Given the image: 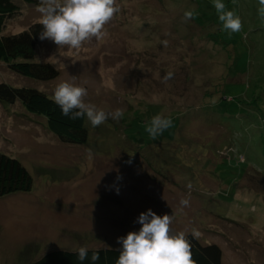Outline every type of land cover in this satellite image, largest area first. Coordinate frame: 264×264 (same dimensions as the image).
<instances>
[{
	"label": "rangeland",
	"instance_id": "obj_1",
	"mask_svg": "<svg viewBox=\"0 0 264 264\" xmlns=\"http://www.w3.org/2000/svg\"><path fill=\"white\" fill-rule=\"evenodd\" d=\"M222 2L241 18L239 32L223 29L214 0H117L102 40L72 50L38 37L35 60L56 67L55 78L24 77L0 61V82L51 98L69 82L86 87V102L124 113L96 127L85 116L86 141L71 144L19 102H0V152L32 177L30 190L0 197V263L55 246L122 247L117 237L138 231V216L151 208L173 216V232L196 229L201 242L217 244L224 264H264V131L234 102L264 97V19L258 0ZM36 8L20 2L3 33L39 22ZM194 8L202 22L216 14L226 32L219 38L230 34L241 50L231 45V56L209 38L213 26L185 22ZM219 95L236 98L226 104ZM156 115L172 125L152 139L145 129ZM182 197L190 199L183 208Z\"/></svg>",
	"mask_w": 264,
	"mask_h": 264
},
{
	"label": "clouds",
	"instance_id": "obj_2",
	"mask_svg": "<svg viewBox=\"0 0 264 264\" xmlns=\"http://www.w3.org/2000/svg\"><path fill=\"white\" fill-rule=\"evenodd\" d=\"M259 5L258 13L261 18H264V0H259ZM214 7L224 30L233 33L241 30V18L234 10H227L222 0H214ZM120 10L117 0H39L36 8V11L40 13L39 24L42 26L39 39L51 40L58 49H80L92 38L104 39L107 36L105 26ZM196 15L194 10L185 11V22L194 19ZM162 43L166 47L168 41L165 40ZM173 75L172 71L167 72L163 82L166 83ZM87 95L86 87L61 82L55 87L52 98L64 116L72 120L86 116L93 127L99 126L109 118L118 121L123 117L124 113L119 108L114 111H105L95 104L86 102ZM171 125L170 118L156 115L145 130L152 139H156ZM187 187L191 188L190 182ZM116 190L118 194L119 189ZM189 203L188 197L180 199L182 208ZM137 222L141 225L138 231H129L126 236L117 237V242L122 247L119 249L115 264H194L188 234L184 231H172V215L167 213L157 215L149 208L146 212L140 213ZM191 235L199 238L200 233L193 229ZM101 250L111 251L112 249L110 246L106 249H93L89 256V248L80 246L75 252L81 264L86 260H90V264H96L100 260Z\"/></svg>",
	"mask_w": 264,
	"mask_h": 264
},
{
	"label": "trees",
	"instance_id": "obj_3",
	"mask_svg": "<svg viewBox=\"0 0 264 264\" xmlns=\"http://www.w3.org/2000/svg\"><path fill=\"white\" fill-rule=\"evenodd\" d=\"M20 2L36 6L39 4V0H0V61L4 62L10 70L24 77L38 81H47L55 78L58 75L56 67L49 62H38L35 60L37 39L39 33L42 31V26L39 22L32 23L27 29L17 33H3L5 20L14 16L18 12ZM204 7L211 8V5L209 3ZM204 7L203 9H205ZM259 7L260 5L258 4V8ZM194 11L197 13L194 19L201 26H213V29L208 33L211 40L224 47V49L230 48L231 45L235 48L238 39L232 43V36L230 37V34L227 36V41H224L223 38H219V36H222L226 32L222 33L219 30L217 26L218 22H216V14V19H214V21L208 19L206 22H202L198 15L199 11H196V9ZM237 49H240L239 46L234 50ZM225 50L230 52L232 56V48H230L229 51L228 49ZM230 65H232V62H230ZM207 95L209 94L207 93ZM231 97L236 98L234 95H227L224 97L220 96L218 99L221 98L224 100L223 103L229 104ZM0 102L3 104L19 102L27 112L43 117L47 129L60 141L71 144H83L86 141L87 130L84 125L85 117L72 120L69 119V117L64 116L60 107L54 103L53 98L47 96L41 90L30 86L18 87L9 85L5 82H0ZM234 102H236L235 105L239 108L238 110H244L245 114L248 115L247 120H250L251 115L253 116L252 118L256 120L255 123L257 120H261V129L264 131V97L257 95L256 97L253 96L248 101L238 99ZM224 113L231 116V113L234 115L236 112L235 110H227L224 111ZM160 135L165 136V131ZM169 141H171V139H169ZM31 186L32 177L22 163L18 159L0 152V197L16 192H26L30 190ZM187 234V238L191 242V252L194 264H224L221 262V250L217 244L204 243L198 238H194L191 235V232H187ZM108 247L109 245L103 247L97 245L89 246L87 248L90 250V256L91 250L106 249ZM110 247L112 249L111 251L101 250L100 260L97 261L96 264H115L121 247ZM78 248L79 247L67 248V246L51 247L38 255L32 253L30 257L29 254L27 260H25L26 258L22 259L19 261V264H81L77 259V253L75 252ZM83 264H90V260L84 261Z\"/></svg>",
	"mask_w": 264,
	"mask_h": 264
},
{
	"label": "crops",
	"instance_id": "obj_4",
	"mask_svg": "<svg viewBox=\"0 0 264 264\" xmlns=\"http://www.w3.org/2000/svg\"><path fill=\"white\" fill-rule=\"evenodd\" d=\"M13 215H16V214H13ZM14 257H15V259H14V257L10 260V261H13V262H15L16 260H17V256H18V249H16V251L14 252ZM9 263V262H8ZM0 264H2V263H0Z\"/></svg>",
	"mask_w": 264,
	"mask_h": 264
}]
</instances>
